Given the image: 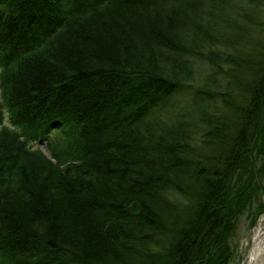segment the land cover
Listing matches in <instances>:
<instances>
[{
    "label": "trees",
    "instance_id": "obj_1",
    "mask_svg": "<svg viewBox=\"0 0 264 264\" xmlns=\"http://www.w3.org/2000/svg\"><path fill=\"white\" fill-rule=\"evenodd\" d=\"M232 10L0 0V264H229L235 220L264 195V52L239 57L238 37L215 33ZM197 59L217 76L192 99L196 131L162 115Z\"/></svg>",
    "mask_w": 264,
    "mask_h": 264
},
{
    "label": "rangeland",
    "instance_id": "obj_2",
    "mask_svg": "<svg viewBox=\"0 0 264 264\" xmlns=\"http://www.w3.org/2000/svg\"><path fill=\"white\" fill-rule=\"evenodd\" d=\"M231 7H233V3L235 5L236 13L230 14V18L232 20L233 27L229 28V25L224 24L222 20H220V25L213 26V29L216 31L218 36H220L221 33L228 32V34L232 35V38L238 37V43L236 45H239L238 49H240L239 57H244L245 55H253V60L258 59V54L263 51L264 52V0H228ZM218 17H216L217 21ZM235 25L238 28H235ZM228 30V31H227ZM239 36H243L241 40L239 39ZM261 45L263 46V49L260 48ZM225 50L228 52H232L233 54L237 55V46L234 47H225ZM256 51V52H255ZM258 53V54H256ZM251 59V57L249 58ZM195 68H197V74L194 81H191L188 86L183 87L182 90L175 96V98H172V106L170 112L163 113V119L166 121H170L172 118L179 115H184V113H187L188 117L185 116L188 122H191L197 131L198 128L200 129V123L196 121V115L193 114V105H192V99L194 98L196 94L197 88L199 86H202L204 79H211L212 77L217 76L216 68L213 67L209 62H205L202 59H197L195 62ZM0 74H1V68H0ZM219 78V77H218ZM1 79V77H0ZM222 78H220L221 80ZM230 80L233 83L234 90L230 93L232 96H227L230 101L232 100L233 103H231V106L237 109L238 107L242 108V105H246L248 102V94L243 93L241 91L240 83H236L234 78H224V83H229ZM0 97H2V89H0ZM235 102V103H234ZM7 111V110H6ZM234 109L232 108V111L228 108L224 109L222 108V112L226 114L227 116V122L230 124V127L233 126V124L237 121V114L238 112H233ZM8 116V114H7ZM6 123L8 124V117L6 118ZM194 131V130H193ZM195 133V131H194ZM194 136V135H193ZM197 136V135H196ZM44 141V140H43ZM35 142V147L40 148L41 150H44L45 154L51 158V154L49 149L46 148V143L44 142ZM253 159L256 162V169L259 168L261 171V180L260 182L264 183V161L262 159V156L259 153V150H255L253 152ZM177 195V194H176ZM177 197H180L183 199V197L177 195ZM262 202V203H261ZM264 195L262 196L261 200L255 201L253 199L252 201L247 203V206L242 210L237 217V219L234 222V229L230 235V246L233 248V255L231 257V260L229 261V264H247L249 259L250 251L252 250V244H253V234L258 229L260 224L264 223V219H262V216L264 215V212H258V210L261 209V206H264Z\"/></svg>",
    "mask_w": 264,
    "mask_h": 264
},
{
    "label": "bare ground",
    "instance_id": "obj_3",
    "mask_svg": "<svg viewBox=\"0 0 264 264\" xmlns=\"http://www.w3.org/2000/svg\"><path fill=\"white\" fill-rule=\"evenodd\" d=\"M224 74H219V78H222ZM223 115V117H226V114H224V112L221 113ZM191 189V188H190ZM189 189V190H190ZM210 229V227H209ZM208 229V230H209ZM253 244L252 246V250L250 251L249 254V259L247 264L252 263V261L257 258L261 252L264 251V223L260 224V226L258 227V229L254 232L253 234Z\"/></svg>",
    "mask_w": 264,
    "mask_h": 264
},
{
    "label": "water",
    "instance_id": "obj_4",
    "mask_svg": "<svg viewBox=\"0 0 264 264\" xmlns=\"http://www.w3.org/2000/svg\"><path fill=\"white\" fill-rule=\"evenodd\" d=\"M262 219H264V215L262 216ZM250 264H264V251L261 252L260 255L255 258Z\"/></svg>",
    "mask_w": 264,
    "mask_h": 264
}]
</instances>
